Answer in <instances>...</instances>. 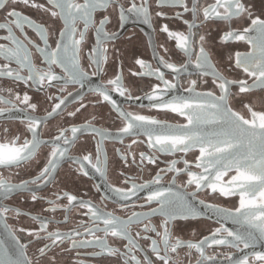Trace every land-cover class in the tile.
Wrapping results in <instances>:
<instances>
[{"label": "snow or ice", "instance_id": "6c2138e0", "mask_svg": "<svg viewBox=\"0 0 264 264\" xmlns=\"http://www.w3.org/2000/svg\"><path fill=\"white\" fill-rule=\"evenodd\" d=\"M9 2L13 5L22 3L26 7L48 12L52 18L63 21V28L57 37L55 33L50 34L44 24L37 23L14 7L8 11L9 20L0 23V29L7 32L6 36L0 37V40L7 42L0 43V59L4 61L0 64V80L8 79L14 83L22 82L26 85L30 82L31 86L38 89L57 87L59 84L60 93L66 92L69 86L79 85L83 88L90 76L99 75L104 71L102 65L108 59L106 45L116 38V33L105 30V26L109 23V16L105 15L98 23L96 22L94 14L98 9L107 10L114 7L118 12L121 25L129 16L141 19L146 24L152 23L153 20V0H139V2L128 0L127 5L122 0H83L82 3L78 0H46L47 6L36 3V0H9ZM155 5L157 9H182L175 12L177 19L182 18L184 13H191V20L183 21L187 26L186 32L171 30L168 24H162L159 27V31L166 33L169 40H175L176 48L187 59L183 63H173L154 54L159 65L169 69L173 74V81L176 82L167 80L160 67L153 68L143 59L135 60L141 71L132 74L155 77L160 81L159 84L151 86V92L144 94L143 99L149 102V109L176 113L184 117L187 123L171 124L154 116L122 109L112 99L110 91L118 92L122 97L128 93L126 97L128 100H140L141 97H133L124 85L122 74L117 73L106 83L91 89L103 101L109 102L122 119L123 126L117 130L115 137L108 130L99 129L91 121H86L79 126L59 127L58 134L49 140H42L38 129L46 123L47 118L53 117L62 110V106L66 105L72 93L68 92L66 96L55 94L46 96V99L52 102L51 110H45L44 116H36L32 113L36 112L38 106L30 102L31 97L27 93L21 96L19 93L13 94L11 87H0V105H2L0 116H6L13 111H22L26 114L24 132H13L9 127L3 128L4 139L0 140V168H19L33 161L42 144L51 148L46 156V162L31 179L13 183L10 177L0 174V221L4 222L8 235L15 242V249L10 250L0 240V264H33V260L27 255V249L32 241L22 243L16 231L6 222L8 214L15 213L16 216H20L24 213L19 208L4 204L3 201L10 198L13 193L23 192H30L32 201L45 199L38 196L32 186L39 189L41 185L55 182L54 173L58 165L61 160L70 158L69 146L76 142L78 134L82 132L95 133L101 138L97 143L94 157L92 153L82 157H71L73 163L79 166V173L84 176L89 175L85 162L95 172L105 175L107 161L101 159V144L106 139H118L123 143L125 136L146 137L150 152L139 153L138 166L141 170L145 162L148 164L158 162L157 153L163 155L183 153L186 156L190 152L198 151V155L195 156L194 161L184 157L167 161L165 168L159 169L150 180L142 183H137L135 176L120 173L123 177L122 183L127 187L109 185L111 192L118 200L130 201L138 193L148 192L144 203L139 205L142 209L147 205L148 210L132 211L126 218L105 211L98 205H94L91 200H84L67 191L53 193L55 198H47L49 207L44 211L55 213L63 208L65 216L61 223H67L68 213L73 207H78L87 209L81 215L88 217V220L81 219L73 228L61 231L59 228L49 230L50 224L57 223L55 217L32 216L31 219L38 222L39 227L20 228L19 231L26 232L38 244L47 241L36 249L39 256L36 264H57L56 256L49 257L48 253L57 247H62L65 242H70V247L64 251L95 247L99 249V252L92 253L93 255L119 256L123 264H185V260L187 264H192V250L197 253L195 264H224L225 261L226 264H264V110L255 111L250 103L242 102L243 107L250 114V118H246L229 102V98L233 95L232 86L238 87L236 94L238 96L250 93L257 88L264 90V18L253 16L243 0H214L207 6H201L199 0H191L190 4L189 0H155ZM4 6V3L0 2V8ZM166 15L167 13L162 10L155 11L156 17ZM200 16L203 20H200ZM241 18H246L250 23L247 26L232 28V21ZM209 20L228 25L220 36L222 44L243 42L250 46L247 52H233L229 59L236 69L242 70L246 76L252 78V84H249L246 79L227 78L212 62L204 46L205 35L201 34L199 39H196L197 34L194 29ZM78 21L83 23L84 28L79 30L77 37ZM25 25L36 33L43 46L27 38L24 32ZM89 28H93L96 34L95 46L87 54L91 72L81 65V46ZM14 29L19 30L28 40L27 44L16 36ZM50 35L54 38V47L49 43ZM29 44L39 54V64L34 61ZM160 47L163 48L164 45ZM164 51L167 52L168 49L164 48ZM193 55H195L194 61ZM13 63L16 65L15 68L12 67ZM192 64L196 69L195 75L212 78V83L219 90V94L211 90L197 91V80L192 79L188 81V87L184 89L188 95H169L178 86L180 75L188 72V67ZM56 68H60L62 74H57ZM25 72L26 75L22 74ZM5 91L8 96L2 94ZM78 99L81 101L79 107L74 112H68V116H75L86 107L82 102L84 97L79 96ZM20 105L25 107L21 108ZM143 106V104L140 105V107ZM92 119L94 120L95 117ZM25 132L30 134L31 138L25 136ZM68 132L71 136L67 135ZM137 143L138 140L133 139L127 148L130 150L132 145ZM117 152H120V149H117ZM129 156L132 157V163L137 162L135 154L131 151L127 154L121 153L125 166ZM180 163L183 164L182 168L177 167ZM167 173H173V176L169 181L170 186L164 187L163 180ZM181 174L186 175L187 179L176 187L187 189L194 186L191 192L175 191L171 186L175 185L176 178ZM205 191L209 195L218 194L224 198L238 197V205L226 208L198 199V194ZM62 198H66L67 204L57 203ZM153 203L157 206L151 207ZM200 206H203L204 212L200 210ZM122 208H127V204H123ZM205 213L215 216L219 226L198 242L185 241L173 235L174 222L198 219ZM157 215L162 217L158 227L151 222ZM227 222L237 227L229 228L225 226ZM133 225H142V228L133 234ZM97 232H103L104 235L98 236ZM148 233H155V236H150ZM109 236L126 241L123 244V250L110 246ZM141 240L150 241V243L145 248L141 245ZM257 245H260L262 250H256ZM214 246L231 248L241 253L244 250L251 251L239 257L231 252L208 254L207 249ZM183 248L188 251L181 257L179 250ZM137 253L141 255L138 256ZM77 255L80 253L78 252ZM218 256H222L223 259H218Z\"/></svg>", "mask_w": 264, "mask_h": 264}, {"label": "flooded vegetation", "instance_id": "af4514ba", "mask_svg": "<svg viewBox=\"0 0 264 264\" xmlns=\"http://www.w3.org/2000/svg\"><path fill=\"white\" fill-rule=\"evenodd\" d=\"M0 2H3L5 5L3 8H0V23H5L6 20H9L7 13L14 7L17 11H20L23 15L30 17L37 23L44 24L49 29L50 34L55 33L58 37L59 31L63 28V21L59 18H52L48 12L41 11L37 8L26 7L22 3L13 5L9 2V0H0ZM78 2L82 3L83 0H78ZM122 2L127 5L128 0H122ZM190 2L191 0H189V4ZM213 2L214 0H199V4L201 6H207ZM243 2L250 8L253 16H261L264 18V0H243ZM36 3L45 4V6H47L46 0H36ZM157 10H162L166 12L167 15L165 17H156L155 11ZM152 11L153 20L150 24H146L141 19H137L134 16H129L128 19L124 21L123 25H121L118 12L114 7L107 10L98 9L96 11L94 17L97 23L101 18H103V16H109V23L105 26V30L108 32H115L116 38L106 45L108 49V59L107 62L102 65L104 71L99 75L90 76L85 82L83 88L79 85L69 86L66 92L60 93L58 91L59 84H57V87H45L44 89H38L35 86H31L30 82L26 85L22 82L14 83L8 79L0 80V87H11L13 89V94L19 93L21 96H23L24 93H27L31 97L30 102L36 103L38 106L36 112L32 113L36 116H44L45 110H51L52 102L48 101L46 96L51 94L66 96L68 92L72 93V96L68 97L66 105L62 106V110H59L58 114H55L53 117L47 118L46 123L38 129L42 140H49L52 136L58 134L59 127L70 128L73 125H82L86 121H91V123L99 129L108 130V132L115 137L117 130L123 126V121L119 117L118 113L113 110L112 105L109 102L103 101L102 98L98 94L92 92L91 89L97 87L101 83H106L109 79L114 78L117 73L122 74L123 82L125 87L128 89V92H130L133 97H141L140 100H128L126 98L128 93L122 97L118 92L110 91L112 99L116 101L118 106L125 111L154 116L157 119L165 120L171 124H185L187 123L186 119L176 113L149 109V102L146 99H143L144 94L151 92V86L159 84L160 81L156 80L155 77L133 75L132 73L141 71L140 66L135 63V60L143 59L147 63L151 64L153 68L160 67V70L165 73V78L169 81H173V74L171 71L159 65L158 60L154 58V54L156 56H162L165 60H169L173 63H183L187 57H185L184 54L176 48L175 40H169L166 33L159 31V27L162 24H168L171 30L186 32L187 26L183 23V21L191 20V13H184L182 18L177 19L175 18V12L182 11V9H157L155 0H153ZM200 20H203L202 16H200ZM248 23H250V21L246 18H241L239 20H233L231 27L239 28L247 26ZM76 27L78 29V37L79 30H83L84 25L82 22L78 21ZM227 28L228 25L223 22L209 20L202 26H198L194 29V31L197 34V40L199 39V35H205L206 43L204 46L208 51L212 62L216 65L220 72H222L229 79H246L249 84H252V78L246 76L242 70L236 69L233 66V62L229 59V56L233 52H247L250 50V46L243 42H230L222 44L220 42V36L223 34V30H226ZM14 32L17 37L24 40L26 44L28 43V40L25 39L19 30L14 29ZM24 32L27 34L28 39L43 46L40 38L27 25L24 27ZM6 35V30L0 29V37ZM0 43L7 42L0 40ZM49 43L53 47L55 46L54 38L51 35ZM95 43V31L93 28H89L85 41L81 46V65L89 72H91L92 69L88 67L87 54L89 50L95 46ZM160 45H164V47L162 48ZM28 47L32 52L34 61L39 64V54L31 44H29ZM164 48H167L168 51L165 52ZM196 50L198 51V49ZM192 60H195V55L192 56ZM3 63L4 61L0 59V64ZM12 67L15 68L16 65L13 63ZM55 71L57 74H62V70L60 68H56ZM195 72L196 69L194 64L189 65L188 72L180 75L178 79V86L173 89L169 95H188L184 89L188 87V81L192 79L197 80V91L211 90L219 94V90L213 85L211 77H198L194 74ZM188 73L193 74L189 75ZM22 74L26 75V72ZM109 88H111V86H109ZM231 92L233 93V95L229 98L231 106L246 118H250V114L247 109L243 107V103H250L251 107L255 111L264 110V90L257 88L250 93L238 96L236 95L238 93V87L232 86ZM2 94L8 96L6 91ZM79 96L84 97L82 102L86 105V107L82 108L75 116H68V112H74L75 109L79 107L81 102L78 99ZM141 104L144 106L140 107ZM20 107L23 108L25 106L20 105ZM25 115V112L13 111L6 114V116H0V140L4 139V127H9L13 132H24L26 125ZM92 117H95V119L93 120ZM24 134L28 138H31L30 134L26 132ZM67 135L71 136V133L68 132ZM100 139L101 138L99 136L91 132H82L78 134L76 142L69 146L70 158L61 160L56 172L54 173L55 182L48 185H41L39 189L32 186L33 190L37 192V195L44 197L45 199L32 201L31 193L23 192L20 194L13 193L10 198L3 201L4 204L10 207L19 208L20 211L24 213L20 216H16L15 213H10L8 214L6 222L13 230L16 231V235L22 243L32 241L27 249V255L33 260V264H36V261L39 259L36 251L37 247L42 246L43 243H46L47 241H42L38 244L31 236L27 235L26 232L19 231L20 228L34 229L39 227L38 222H34L31 219L32 216L55 217L57 223L50 224L49 230L59 228L61 231H68L81 219L85 221L88 220V217L81 215V213L86 212L87 209H80L78 207H73L71 212L68 213L69 221L67 223H61L65 216L63 208L58 209L55 213L44 211L49 207L46 202L47 198H55L53 193H63L67 191L68 193L76 195L84 200H91L94 205H98L105 211L113 212L115 215L126 218L132 211L148 210L147 205H145L143 209L139 207L140 204L144 203V198L148 195V192H140L130 201L125 202L118 200V198H116L111 192L109 185L127 187L122 183L123 177L120 173H124L127 176H135L137 178L136 182L142 183L143 181L150 180L159 169L165 168L167 161L173 159L179 160L181 157H184L189 161H194L195 156L198 155V151L190 152L186 156L183 153H176L175 155H163L157 153L159 156L158 162L156 164H148L145 162L143 170H141L138 166L139 153L142 151L146 153L150 152L146 143V137L125 136L123 138V143H121L118 139H106L103 140L101 144V159H106L107 161L105 175L102 176L95 172V170L85 162L86 170L89 175L84 176L79 173V166L73 163L71 157H82L88 153H92L94 157L96 146L97 143L100 142ZM133 139L138 140V143L132 145V148L129 150L127 145L131 144ZM117 149H120V152H117ZM50 151V146L42 144L33 161H30L19 168H0V174L5 177H10L13 183H19L21 180H29L37 174L40 167H42L46 162V156ZM129 151L135 154L137 162L132 163V157L129 156L127 166H125L124 161L121 159V153L127 154ZM177 167L182 168L183 164L180 163ZM193 170L199 171L197 169ZM172 176L173 173H167V175H165L163 180L164 187L170 186L169 181L172 180ZM186 179L187 176L181 174L176 178L175 185L171 186H173L175 191L191 192L194 186L187 189L176 187V185L183 184ZM97 186H99V191H97ZM102 197H104V199H102ZM189 199H191V197H189ZM198 199H204L206 202L219 204L221 207L226 208H232L238 205V197L234 196L224 198L218 194L209 195L207 191L200 192L198 194ZM57 203L65 205L67 204V200L66 198H62L57 201ZM123 204H127V208H122ZM133 205H136V207H133ZM156 206L157 205L155 203L151 205V207ZM200 210L204 212L203 206H200ZM216 219L217 218L212 216L211 213H205V215L199 217L198 219L178 220L174 222V225L172 226L173 235L179 236L185 241L191 240L193 242H198L205 235H208L212 230L219 226L216 223ZM161 220L162 217L157 215L152 218L151 222L158 227ZM225 226L233 229L237 227L232 225L230 222H227ZM141 228L142 225H133V234ZM96 234L98 236L104 235L103 232H97ZM148 235L155 236V233H148ZM90 238L91 237H89V239ZM0 240L4 242L5 247L10 250L15 249V242L8 235L4 227V222L2 221H0ZM108 242L110 246L121 248V250H123V244L126 243V241H122L111 236L108 237ZM140 243L146 248L150 241L141 240ZM69 247L70 242H65L62 247H57L52 252H49L48 256L51 257L55 255L57 264H80V262H83V264H123V261L119 256H109L107 254L93 255L92 253L99 252V249L95 247L64 251V249H68ZM256 250H262L261 246L257 245ZM179 251L180 256L183 257L184 253L188 250L183 248ZM249 251L251 250H244V252L241 253L236 252V250L231 248L215 246L211 249H207L208 254H223L231 252L236 257L247 254ZM78 252L80 255H77ZM148 254L150 256L152 255L150 252ZM137 255L140 256L141 254L137 253ZM196 257L197 253L195 250H192V264H195ZM153 259L155 258L153 257ZM218 259L222 260L223 257L218 256ZM185 264H187V260H185ZM224 264H226V261Z\"/></svg>", "mask_w": 264, "mask_h": 264}]
</instances>
